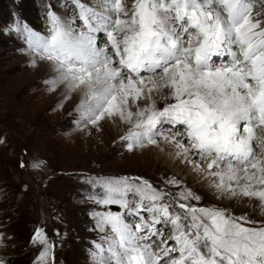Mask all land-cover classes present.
<instances>
[{
    "label": "snow or ice",
    "instance_id": "1",
    "mask_svg": "<svg viewBox=\"0 0 264 264\" xmlns=\"http://www.w3.org/2000/svg\"><path fill=\"white\" fill-rule=\"evenodd\" d=\"M70 3L71 19L48 6L46 33L11 30L53 70L48 91L78 94L76 124L118 121L128 152L163 140L216 200L251 209L202 205L175 175L92 178L91 264H264V0ZM30 243L55 264L42 228Z\"/></svg>",
    "mask_w": 264,
    "mask_h": 264
},
{
    "label": "rangeland",
    "instance_id": "2",
    "mask_svg": "<svg viewBox=\"0 0 264 264\" xmlns=\"http://www.w3.org/2000/svg\"><path fill=\"white\" fill-rule=\"evenodd\" d=\"M67 1L0 0V260L33 264L40 246L30 240L40 227L56 245L55 264H91L92 241L100 242L102 234L90 213L103 211L87 200L97 190L92 178L142 176L163 187V178L175 175L202 197V205L227 206L237 215L251 212L216 200L188 167L175 162L180 172L170 169L154 152L160 153L163 140L159 147L128 152L118 143L124 131L120 124L104 122L99 131L76 124L79 97L65 100L62 88L48 91L44 81L53 70L41 63L33 66L24 39L11 30L19 21L46 33L43 8L51 5L61 12ZM164 148L170 151L168 145ZM21 160L26 167H20ZM34 162L42 166L31 167Z\"/></svg>",
    "mask_w": 264,
    "mask_h": 264
},
{
    "label": "bare ground",
    "instance_id": "3",
    "mask_svg": "<svg viewBox=\"0 0 264 264\" xmlns=\"http://www.w3.org/2000/svg\"><path fill=\"white\" fill-rule=\"evenodd\" d=\"M71 18H73L72 16H73V13L71 12ZM68 18V17H67ZM70 18V19H71ZM41 64H45V65H47L46 63H41ZM49 66V65H48ZM39 68V67H38ZM74 95H77L78 96V94H74ZM79 97V96H78ZM117 124H119V122L117 121L116 122ZM116 123H113V122H111V124H112V127H114V124H116ZM165 146H167V144L165 143V142H163V144H162V146H161V151H160V153H158V151H156V150H154V152H155V154H156V157H158V158H164L165 159V164L166 165H168L169 166V168L170 169H172V170H174L175 172H177V173H179L180 172V168L177 166V165H175V160H173L172 159V157H171V155H170V153L172 152V149H171V147H169L170 148V151H166L165 150ZM151 148H156V147H151ZM204 184H205V182H203Z\"/></svg>",
    "mask_w": 264,
    "mask_h": 264
}]
</instances>
